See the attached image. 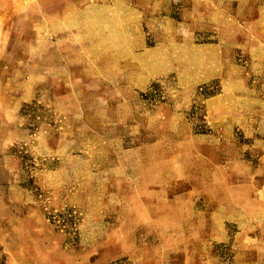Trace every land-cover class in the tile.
I'll return each mask as SVG.
<instances>
[{
    "label": "rangeland",
    "instance_id": "374dc122",
    "mask_svg": "<svg viewBox=\"0 0 264 264\" xmlns=\"http://www.w3.org/2000/svg\"><path fill=\"white\" fill-rule=\"evenodd\" d=\"M0 264H264V0H0Z\"/></svg>",
    "mask_w": 264,
    "mask_h": 264
}]
</instances>
